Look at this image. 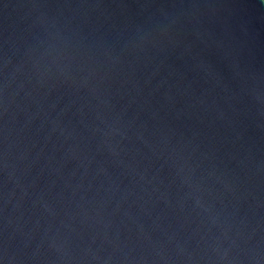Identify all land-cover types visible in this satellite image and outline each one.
<instances>
[{"label": "water", "instance_id": "obj_1", "mask_svg": "<svg viewBox=\"0 0 264 264\" xmlns=\"http://www.w3.org/2000/svg\"><path fill=\"white\" fill-rule=\"evenodd\" d=\"M0 264H264V0H0Z\"/></svg>", "mask_w": 264, "mask_h": 264}]
</instances>
